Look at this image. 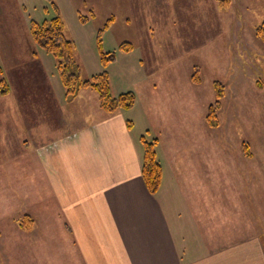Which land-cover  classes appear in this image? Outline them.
<instances>
[{
  "label": "crops",
  "instance_id": "0c3cea01",
  "mask_svg": "<svg viewBox=\"0 0 264 264\" xmlns=\"http://www.w3.org/2000/svg\"><path fill=\"white\" fill-rule=\"evenodd\" d=\"M40 59L18 71L0 68L8 86L0 95L4 119L12 123L9 110L17 109L14 120L27 139L21 147L35 151L25 150L24 158L34 165L21 164L18 178L4 171L0 264H16L11 257L17 252L20 264H264V151L253 171L251 160L232 158L223 165L220 147H182V141L162 147L163 138L180 136L187 125L155 109L158 85L145 90L147 103L140 105L135 94L133 108L107 113L88 89L67 100L61 83L50 81L44 88V74L56 67ZM186 96L172 97L179 109ZM200 116L204 123L205 113ZM141 137L158 141L162 174L154 195L141 177ZM46 147L51 152L44 154ZM15 180L23 185L20 195L12 191ZM28 185L35 191L34 208L23 193ZM24 209L34 213L35 232L44 229L47 239H32L12 223Z\"/></svg>",
  "mask_w": 264,
  "mask_h": 264
},
{
  "label": "rangeland",
  "instance_id": "374dc122",
  "mask_svg": "<svg viewBox=\"0 0 264 264\" xmlns=\"http://www.w3.org/2000/svg\"><path fill=\"white\" fill-rule=\"evenodd\" d=\"M15 1L0 0V6L10 12L7 17L0 14L1 70L18 71L41 56L46 64L55 63L53 56L44 55L29 37L32 23L48 22L55 16L53 3L63 23L64 36L73 43V60L82 80L106 73L112 97L132 92L137 94L140 105L147 103L145 90L156 84L155 109L165 113L166 120L186 121V131L180 136L169 134L162 139V147L181 141L182 147H220L223 165L232 158L251 160L255 171L264 151V44L255 33L264 25V0H215L217 4L214 0H17L24 7ZM109 19L112 22L102 33L99 45L98 31ZM122 43L132 44V50L120 52ZM101 50L115 53L114 61L106 67L100 62ZM6 51L14 54L6 55ZM18 51L20 56L15 55ZM44 75V88H49L50 81L61 83L58 72L51 67ZM213 83L219 84L221 98L212 122L215 126L209 127L207 121L201 123L200 114L206 115L209 105L215 102ZM52 88H56L54 83ZM7 92L8 86L1 79L0 95ZM176 93L188 96L181 109L172 99ZM9 111L14 114L12 123L4 119L6 103L0 100V184L5 172L11 171L12 178H16L21 164H32L24 158L26 149L29 155H35L34 147H21L27 144L24 129L14 120L19 116L17 109ZM4 131L9 147L3 141ZM43 151L51 152L50 147ZM21 156L23 160L19 161ZM13 169L17 170L16 176ZM12 183V191L20 195L23 185L16 180ZM33 189L24 186L23 193L28 194V206L34 208ZM30 207L28 210H35ZM23 218L29 225L27 230L21 229L22 233L32 239H47L44 229L35 232L34 213L24 209L12 223L20 228ZM15 256L18 260L20 253Z\"/></svg>",
  "mask_w": 264,
  "mask_h": 264
},
{
  "label": "trees",
  "instance_id": "16d2710c",
  "mask_svg": "<svg viewBox=\"0 0 264 264\" xmlns=\"http://www.w3.org/2000/svg\"><path fill=\"white\" fill-rule=\"evenodd\" d=\"M54 7L55 16L50 21L42 23H32L29 26V35L32 41L40 47L47 55L53 56L55 59V67L59 75L60 82L65 91V98L71 100L76 97L80 90L88 89L96 93L98 97L99 107L107 113H113L119 110H130L133 108L136 97L132 92H126L119 96L112 97L109 92L108 80L106 73L92 76L90 79L82 80L80 78V70L73 60V43L67 40L63 33V23L57 12V7ZM86 19H81L84 22ZM112 19H109L102 29L98 31L97 39L100 45L102 33L109 28ZM259 40L264 44V25L262 24L255 30ZM133 46L130 43H122L119 47L120 52H130ZM99 58L102 66L106 67L115 59L114 52L99 51ZM193 80V79H192ZM198 83V80H193ZM218 83H213L215 102L211 103L204 117L207 124L215 126L212 123L215 120V110L218 108L221 95L217 90ZM130 126V122H128ZM157 139L147 141L141 137L142 144V168L141 177L144 184L151 195L157 193L161 183V166L156 159L155 146ZM29 223L25 218L19 222L20 229L27 230Z\"/></svg>",
  "mask_w": 264,
  "mask_h": 264
}]
</instances>
